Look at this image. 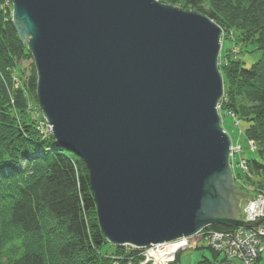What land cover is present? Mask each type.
<instances>
[{
    "label": "water",
    "instance_id": "1",
    "mask_svg": "<svg viewBox=\"0 0 264 264\" xmlns=\"http://www.w3.org/2000/svg\"><path fill=\"white\" fill-rule=\"evenodd\" d=\"M56 141L85 163L113 245L151 248L242 220L217 105L223 29L159 0H11ZM247 192V190H245Z\"/></svg>",
    "mask_w": 264,
    "mask_h": 264
},
{
    "label": "trees",
    "instance_id": "2",
    "mask_svg": "<svg viewBox=\"0 0 264 264\" xmlns=\"http://www.w3.org/2000/svg\"><path fill=\"white\" fill-rule=\"evenodd\" d=\"M159 1L203 14L225 36L239 32L249 47L240 49L263 52L250 66L232 49H221L218 61L224 79L221 112L247 122L244 134L256 147V156L247 159L248 172L240 176L255 191L263 190L264 0ZM10 2L0 0V264L143 263L146 249L113 245L103 235L84 161L27 115L28 100L37 102V71L34 63L27 75L18 67L32 54L14 27ZM15 75L23 80L19 88ZM179 261L180 251L167 264ZM217 264L234 263L225 257Z\"/></svg>",
    "mask_w": 264,
    "mask_h": 264
},
{
    "label": "rangeland",
    "instance_id": "3",
    "mask_svg": "<svg viewBox=\"0 0 264 264\" xmlns=\"http://www.w3.org/2000/svg\"><path fill=\"white\" fill-rule=\"evenodd\" d=\"M10 3L12 5V2ZM12 10H13V7H12ZM238 33L239 32L232 31V33H228L225 36L224 31H223L222 49L224 50V52H226V50L232 49L234 51L233 55H236V53L237 54L239 53L238 56L243 58V60L246 61L247 66H250L254 61L258 60L261 57L263 52L260 49H256V48L253 49L251 52H249L250 50L247 52L245 51V49L243 50L240 49V48H249V47L248 46L244 47V45L240 42V36H238L239 35ZM32 63H34L33 57H32V60L29 59V60L21 61L18 67L25 73V75H27L29 73V69ZM25 75L21 74V77L23 78V76L25 77ZM13 81L15 82V84L13 83L15 87L19 88L23 85V80L20 79L19 75H15L13 77ZM27 111H28L27 115L30 118H33L34 120L38 122L40 129L50 134L52 133V126L43 117L42 111L38 105V100L36 102V100L34 99H29ZM220 116H221V127L228 135L231 141V146H233L234 148L237 146H240L242 149L240 153L235 156V159L232 165V171L234 175L236 176V177L234 176L235 184L240 187L243 186L244 189L247 190V192L241 187L242 192L249 195V198H250L252 197L251 195H253L254 192L256 193L258 190L255 191L254 187L249 185L247 181L243 177L240 176L241 173L243 174L242 172L243 170L241 169L239 165V161L241 159H244L245 163L247 164V159H251L256 156V151L255 149H252L251 141H249L244 134L245 130L248 127V123L243 120H238L235 116L228 115L226 111L220 112ZM229 161H230V158H229ZM238 176H240V178H238ZM247 200L248 198H245L244 200L241 201L242 209L245 206V203ZM190 241H194V239ZM197 243L199 246L198 248L191 246V247L180 250V261L178 264H217V260L221 261L223 258H225V254L215 255L213 250L207 247V245L205 244L203 240H200ZM145 249H146V253H145L146 260L141 264H149V262L153 264L154 261L149 256L150 249L149 248H145ZM176 254L177 253H175V255L172 256V258L168 260V262L174 260ZM230 260L233 261L234 264H242L241 261L238 259H230ZM258 264H264V249L261 252Z\"/></svg>",
    "mask_w": 264,
    "mask_h": 264
},
{
    "label": "built area",
    "instance_id": "4",
    "mask_svg": "<svg viewBox=\"0 0 264 264\" xmlns=\"http://www.w3.org/2000/svg\"><path fill=\"white\" fill-rule=\"evenodd\" d=\"M217 109L220 113V103L217 105ZM227 114L233 116L231 112H227ZM251 145L252 149L256 148L252 141ZM241 150L240 146L235 148L231 146V168L235 156L239 154ZM239 165L243 170V174H246L248 172V167L244 159L239 161ZM241 187L244 188L243 186ZM242 212L241 218L246 222H253L264 218V189L258 190L253 197H250L246 201ZM192 239H194V241H190ZM200 240H203L207 247H210L219 254H225V257L228 259H238L242 264H258L260 253L264 249V226L258 228L235 227L231 230H202L195 236L183 237L170 243L182 244L181 249L177 250L180 251L191 246L197 247V242Z\"/></svg>",
    "mask_w": 264,
    "mask_h": 264
},
{
    "label": "bare ground",
    "instance_id": "5",
    "mask_svg": "<svg viewBox=\"0 0 264 264\" xmlns=\"http://www.w3.org/2000/svg\"><path fill=\"white\" fill-rule=\"evenodd\" d=\"M181 245L182 244L179 243L173 244L169 242L152 246L149 248V256L153 259V264H165L166 261L172 258L173 254H175L178 249H181Z\"/></svg>",
    "mask_w": 264,
    "mask_h": 264
}]
</instances>
